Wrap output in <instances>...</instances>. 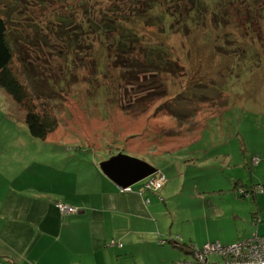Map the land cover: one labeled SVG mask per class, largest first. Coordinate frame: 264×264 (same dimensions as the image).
Instances as JSON below:
<instances>
[{"label": "rangeland", "instance_id": "rangeland-1", "mask_svg": "<svg viewBox=\"0 0 264 264\" xmlns=\"http://www.w3.org/2000/svg\"><path fill=\"white\" fill-rule=\"evenodd\" d=\"M148 1L87 0L86 5L107 7L122 15ZM154 2L156 6L151 3L150 7L155 10L133 21L138 40L130 52L112 45L111 55L105 58L97 36L94 48L81 55L65 51L62 44L64 50L58 51L53 36L48 44L41 40L29 43L22 56L31 65L39 64L38 77L51 93L45 101L50 103L56 125L43 138L31 135L25 110L0 86V173L9 175L21 166L23 148L31 152L29 174L52 188L53 194L59 189L56 170H77L80 162H91L93 155L98 162L116 154L138 157L157 171L132 186L152 177L163 178L155 189L150 188L159 201L151 210L167 234L174 229L190 240L201 239L204 233H220L225 239L210 240L231 244L235 240L226 238L237 228L240 237L256 231L249 225L253 215L250 196L239 195L237 188H247L250 178L258 182L264 176V171L252 165L253 155L264 159V0ZM12 3L16 2L0 0V7ZM16 4L11 5L10 14L29 39L40 35L33 23L41 25L36 27L39 31H47L48 14L62 11L55 0H19ZM165 7L169 10L164 11ZM125 26L132 28L128 21ZM115 37L111 36L112 42ZM154 42H161L162 53L182 67L177 73L155 72L153 77L161 85L157 94H150V88L137 87L149 72L135 76L131 68L115 66L112 61L127 54L142 62L146 57L143 47ZM14 59V65L21 68L17 54ZM96 60L102 64L99 68ZM43 86L40 82L39 87ZM236 180L242 184L234 186ZM244 227L246 234L241 232ZM175 249L182 255L175 256L173 250L160 252L146 239L136 259L193 258L191 252ZM220 257L209 253L210 260Z\"/></svg>", "mask_w": 264, "mask_h": 264}, {"label": "crops", "instance_id": "crops-1", "mask_svg": "<svg viewBox=\"0 0 264 264\" xmlns=\"http://www.w3.org/2000/svg\"><path fill=\"white\" fill-rule=\"evenodd\" d=\"M20 157L21 166L9 175L0 173V264H169L172 260L157 257L137 262L139 245L151 239L160 252L173 250L179 257L182 252L175 247L190 254L185 247L188 242L198 245L213 238L225 239L220 233H204L201 239L187 240L174 229L167 234L166 227L153 218L151 209L159 204L156 193L150 188L141 190L142 185L122 189L102 171L95 155L91 162H80L77 170L54 171L59 189L53 194L52 188L29 174L31 152L27 154L21 148ZM259 158L252 165L264 171V159ZM256 183L264 184V176L258 182L250 178L247 188ZM241 184L239 180L234 182V186ZM249 190L251 215L256 213L259 218L253 223L251 216L249 225L264 232V192ZM57 200L78 209L60 212L54 205ZM246 231V227L241 230L242 234ZM239 234L240 227L226 239L236 240L241 238Z\"/></svg>", "mask_w": 264, "mask_h": 264}, {"label": "trees", "instance_id": "trees-1", "mask_svg": "<svg viewBox=\"0 0 264 264\" xmlns=\"http://www.w3.org/2000/svg\"><path fill=\"white\" fill-rule=\"evenodd\" d=\"M18 1L14 0L16 3ZM40 1L41 3L44 2V0ZM55 1L62 6V11L54 12L53 15L48 14L49 18L45 21L47 27L44 25L47 31H39L38 28L41 25L39 23H33L35 31L40 32L39 37L35 39L26 37L22 33L23 29L14 22L10 10L14 9L13 6H17L16 3L6 4L0 7V86L17 103L18 107L25 110L24 119L29 133L41 138L45 137L55 127L56 118L48 108L50 103L45 101V98L51 93L47 92L48 87L45 85L44 80L38 77V74L42 72L38 69L39 64L33 63L31 65L23 59L22 52L30 47L29 43L36 44L38 40H41L45 44H48L50 37L53 36L54 39L56 38L55 46L58 45V51L65 49V51L70 50L77 55H81L87 49L94 48V36H97L103 43L104 50L101 55L104 54L105 58L111 55L110 50L112 45H116L115 48L122 52H130L134 43L138 40V33L135 27H133V21L140 17H146L149 9L155 10L156 8L150 7L151 3L156 6L155 0H149L142 7H134L133 12H124L122 15H117L113 11L109 12L107 7L99 6L95 8L91 4L86 5L87 0ZM165 10H169L168 7H165ZM126 21L132 27L131 30L126 28ZM147 22L153 24L152 20ZM156 26H160V22H157ZM36 27L38 28L36 29ZM114 34L116 37L112 42L111 36ZM60 44H62L64 49ZM161 45H163L161 42H154L153 44L146 43L143 47L146 57L142 62L135 56H129L127 54L126 57L117 55L115 56L117 58L116 60L113 59L112 61L111 58L110 60L115 66L123 64V66L131 68L130 74L135 76H138L139 73L143 74L144 72L143 75H145L146 72H149L148 75L141 77V83L137 84V87H148L151 89L150 94H157L161 80L155 75L153 77V74L158 71L167 72V70L177 73L182 67L176 59L173 60L170 58L171 55L168 56L162 53ZM140 46L142 47L143 45ZM48 47L50 48V46ZM16 54L21 68H18V65L15 66L13 63ZM80 61H83V59H80ZM94 64H97V68L102 65L98 60ZM144 81L147 82L145 83ZM40 82L44 83L43 87H39ZM249 189L251 188H246L248 190L247 195L243 191L236 192L243 197H247L250 193ZM260 192H264V189ZM257 220L258 217L254 216V223ZM191 245L188 242L185 244V247L189 249Z\"/></svg>", "mask_w": 264, "mask_h": 264}, {"label": "built area", "instance_id": "built-area-1", "mask_svg": "<svg viewBox=\"0 0 264 264\" xmlns=\"http://www.w3.org/2000/svg\"><path fill=\"white\" fill-rule=\"evenodd\" d=\"M258 155L252 156V162L256 163L259 160ZM162 177H152L141 186V190L145 188L155 189L161 182ZM130 189V186L123 188ZM251 189L253 191H261L264 189V184H254ZM245 195L248 190L239 188ZM54 205L60 212H76L77 207L62 200H57ZM259 219V218H258ZM254 222V214L252 215ZM178 238V237H177ZM121 242H118L120 245ZM189 247L193 258H181L172 260L169 264H264V233L252 231L248 236L238 238L234 243L222 244L219 241H206L204 245L196 246L193 243ZM209 253H219L220 258L210 260Z\"/></svg>", "mask_w": 264, "mask_h": 264}, {"label": "water", "instance_id": "water-1", "mask_svg": "<svg viewBox=\"0 0 264 264\" xmlns=\"http://www.w3.org/2000/svg\"><path fill=\"white\" fill-rule=\"evenodd\" d=\"M99 164L102 171L122 186V189L157 171L146 160L124 154L111 155L109 158L100 161Z\"/></svg>", "mask_w": 264, "mask_h": 264}]
</instances>
